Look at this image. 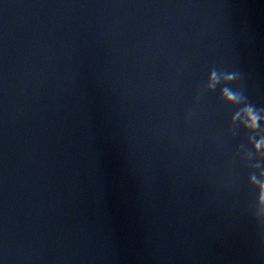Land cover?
Returning <instances> with one entry per match:
<instances>
[{
    "label": "clouds",
    "instance_id": "9594fccd",
    "mask_svg": "<svg viewBox=\"0 0 264 264\" xmlns=\"http://www.w3.org/2000/svg\"><path fill=\"white\" fill-rule=\"evenodd\" d=\"M221 77L225 83L221 84ZM242 77L237 71H225L213 68L210 71V77L207 79L205 86L210 89H215L219 85L221 95L228 101H246L243 108L237 106V111L246 112L248 116L247 124L252 129L259 128V121L264 118V108H257L248 101L247 96L239 86ZM215 81L212 83L211 81ZM235 86V87H234ZM264 146V141H258V147ZM264 201V196L260 197ZM264 207H259L255 213H250L253 220L257 224L260 232V247L264 251Z\"/></svg>",
    "mask_w": 264,
    "mask_h": 264
}]
</instances>
